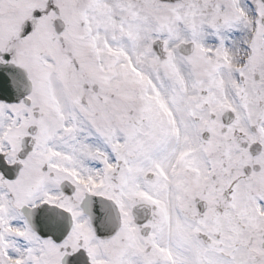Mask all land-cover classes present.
Listing matches in <instances>:
<instances>
[{
  "label": "snow or ice",
  "instance_id": "1",
  "mask_svg": "<svg viewBox=\"0 0 264 264\" xmlns=\"http://www.w3.org/2000/svg\"><path fill=\"white\" fill-rule=\"evenodd\" d=\"M0 264H264V0H0Z\"/></svg>",
  "mask_w": 264,
  "mask_h": 264
}]
</instances>
